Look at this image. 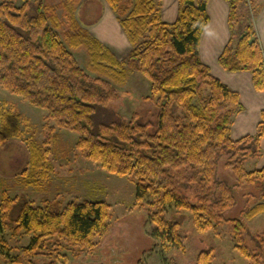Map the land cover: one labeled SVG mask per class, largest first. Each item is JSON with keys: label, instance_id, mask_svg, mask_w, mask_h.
I'll use <instances>...</instances> for the list:
<instances>
[{"label": "trees", "instance_id": "1", "mask_svg": "<svg viewBox=\"0 0 264 264\" xmlns=\"http://www.w3.org/2000/svg\"><path fill=\"white\" fill-rule=\"evenodd\" d=\"M79 1L61 0L65 20L51 1H0V84L47 110V119L57 126L78 132L77 146L88 158L113 173L135 177L137 201L151 196L155 202L187 208L200 229L222 220L224 211L236 202L234 186L216 175L221 155L230 156L226 165L237 177L236 186L244 177L264 187V166L247 171L244 165L262 153L264 111L254 134L233 139L230 130L241 109L239 93L201 59L208 0H177V16L171 23L162 20L159 0H132L126 14L118 6L121 0H108L131 46L125 61L79 24L75 15ZM227 1L230 38L219 62L228 71H249L255 89L264 90V51L254 27L264 0ZM245 2L248 9L240 18L239 8ZM248 10L252 22L245 16ZM80 47L88 53L87 69L72 52ZM128 69L150 80L148 98L157 108L156 120L144 121L133 114L129 121L96 123L95 109L107 107L118 96L114 84L126 82ZM26 132L29 161L22 182L43 189L52 164L38 127L15 103L0 102V142ZM187 189L195 192L196 204L189 202ZM261 212L264 199L249 207L246 216ZM150 218L156 224L154 236L178 240L177 222L158 212ZM107 219L108 204L101 200L71 201L63 207L55 201L34 206L25 198L0 200V235L7 225L34 234L26 254L39 253L50 237L89 247L107 230ZM232 222L240 226L239 219ZM241 249L250 255L246 247ZM202 257L209 262L208 254ZM252 258L255 264H264L259 256Z\"/></svg>", "mask_w": 264, "mask_h": 264}, {"label": "rangeland", "instance_id": "2", "mask_svg": "<svg viewBox=\"0 0 264 264\" xmlns=\"http://www.w3.org/2000/svg\"><path fill=\"white\" fill-rule=\"evenodd\" d=\"M42 1L53 2L58 16L65 20L61 0ZM131 1H120L118 6L123 14L130 10ZM171 3L172 0L157 2L161 16ZM245 3L240 5V18L244 15L243 9H248ZM107 11L116 16L108 0H80L75 15L79 24L92 35L89 26L103 22ZM245 16H250L249 10ZM249 20L252 22L250 17ZM72 52L80 65L86 68V48L80 47ZM116 57L125 61L128 54ZM114 86L118 96L110 100L107 107L95 109L96 123L118 119L129 121L133 114L144 121L156 120L157 108L148 98L150 80L145 75L128 69L126 82ZM4 100L15 103L19 111L38 127V138L48 148L52 169L43 189L25 186L22 177L29 161L28 133L0 142V200L6 196L25 198L34 206L55 201L61 207L71 201L101 200L108 204V228L95 236L89 247L71 246L57 237H50L39 253L26 254L24 249L34 234L15 231L13 226L7 225L0 235V264H255L253 255L264 262V212L252 218L246 216L249 207L264 199V187L249 183L244 177L236 186L237 177L226 165L230 158L228 154L218 158L216 175L234 186L236 202L224 211L222 220L212 221L210 226L200 229L187 208L155 202L151 196L137 201L135 177L113 173L98 161L88 158L85 151L77 146L78 132L57 126L54 120L47 119V110L33 106L0 84V102ZM263 160L264 146L259 158L245 161L246 170L262 168ZM185 194L191 204L197 203L192 189L185 190ZM154 212L167 221L178 223L177 241L162 240L153 235L156 224L151 221L150 214ZM233 219H239L238 228ZM242 247H246L249 256ZM202 254L209 255L208 263Z\"/></svg>", "mask_w": 264, "mask_h": 264}, {"label": "crops", "instance_id": "3", "mask_svg": "<svg viewBox=\"0 0 264 264\" xmlns=\"http://www.w3.org/2000/svg\"><path fill=\"white\" fill-rule=\"evenodd\" d=\"M166 9L169 12L162 14V20L171 23L177 16L178 1L172 0L164 11ZM229 10L227 0H208L209 21L201 35L200 55L215 76L239 93L241 109L235 114L230 130L232 138L238 139L257 131L264 111V90L255 89L249 71H228L219 62V57L230 38ZM254 27L264 51V3L254 19ZM89 28L92 35L116 56L129 54L131 47L128 38L120 22L111 12L107 11L103 22L92 24ZM263 146L264 136L261 138V147ZM262 163L264 164V160Z\"/></svg>", "mask_w": 264, "mask_h": 264}]
</instances>
